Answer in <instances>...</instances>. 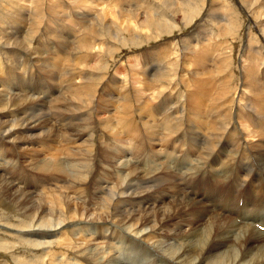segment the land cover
Segmentation results:
<instances>
[{"label": "bare ground", "instance_id": "obj_1", "mask_svg": "<svg viewBox=\"0 0 264 264\" xmlns=\"http://www.w3.org/2000/svg\"><path fill=\"white\" fill-rule=\"evenodd\" d=\"M31 2H35V6L30 9L33 10L32 12L29 11L32 14L37 13L38 1L31 0ZM172 3H164L163 6L168 11L167 16L174 22L175 17L171 12L174 5ZM102 15L97 14L91 21L92 26L99 24L93 27V31L106 27L107 33L104 34L120 42V33L115 32L116 25L107 21L106 13ZM125 15L126 10H123V7L119 8L117 14H113V16ZM186 17L187 14L184 13V18ZM185 23L189 25L191 22ZM175 24L176 22L172 25L158 20L159 28L164 35H170V31L176 28ZM109 25L115 29L111 31ZM117 25L120 31H123L121 24ZM128 29L138 30L133 26L127 28V31ZM212 33L206 40L207 44L202 46L197 44L195 58L202 65L199 69L203 70L205 65L209 64L223 73L227 68L218 63L219 57L226 58L219 52L224 46L217 45V38L220 36L215 37ZM69 35L73 39L70 44L60 46L61 50L66 51L69 59H59V63L70 62L73 50L83 46V40L79 36L71 33ZM132 41L133 39L129 42ZM4 43L22 47L25 39L14 43L5 40ZM16 50L20 60H29L37 66V69L52 72V75L60 76L68 83L70 88L65 87L59 96L51 101L56 102L47 109V112L59 113V116L65 112L68 104L74 103V100H69V91L74 90L75 73L83 70L89 72L100 70L99 66L91 68L86 62L81 66L82 69L72 70L69 66L67 69L55 70L50 65L41 63V58L32 54L31 47ZM252 50L250 52L252 61L250 60L249 66L244 68L248 93L243 94L242 99H238L242 103L238 106L234 94L239 92L241 95L243 91L239 88L233 89L234 79L224 81L230 89L226 88L223 82L219 84L215 82L218 85L214 86L210 85L212 81H207L202 72V76L198 77L195 86L192 87L195 92L192 89L189 99L187 93L191 83L180 78L174 79L176 76L174 68L180 61L172 59L171 56L176 53L147 65L145 69L149 80L154 83L152 92L158 90V93L143 105L134 107L135 90L126 86L123 95L127 104L113 123L102 125L98 134L99 144L98 146L96 144L93 154L91 143L93 131L92 134L88 132V139H91L84 147L70 146L69 154H66L64 149L69 146L68 140H65L62 156L58 155L60 158L55 156L46 160L56 165V175L53 180L61 185L43 195L40 206L33 209L34 213L28 219L17 218L16 227L7 222H0L2 233L9 235L18 233L26 237L19 241L22 247L27 246L41 251L39 255L34 254L25 263H18L19 258L15 257L13 259L15 264H61L63 260L66 261L64 264H264V231L257 229L256 225L252 226L253 222L264 226V220L260 217L245 220L254 213L258 215L264 212V153H262L264 151L260 154H247L244 149L246 150L249 144L245 142L244 135H241V129L238 128L243 121L249 122L247 124L256 122L264 124V51L258 48ZM216 52L218 56H215ZM120 53L111 56V64L105 67L107 73L104 81L89 87L88 99L82 103L81 108L77 109L79 114L75 117L88 114L89 124L92 123L91 119L96 113L102 91L113 78H116L108 71L115 66V59ZM40 77L46 79L45 74ZM59 82L63 84L62 79ZM39 84L40 87L43 86L42 82ZM122 85H127V81L124 80ZM8 90L5 94L6 100H23L12 88ZM29 90L32 93L31 98L26 99L17 111L29 112L34 123L29 128L33 129L38 124H45V118H48L43 117L45 113L43 116L42 113L35 115L34 111L47 108L49 102L46 106L40 105V108L38 103L43 99L41 95H44L45 101L49 90L46 84L41 89L37 86ZM35 92H39L41 99L36 98ZM212 92L215 93V98ZM203 95L211 97L210 102L207 99L210 103L207 109L202 106L206 101ZM199 96L202 97L197 99ZM172 97L176 99L172 101ZM78 101L80 102V99ZM192 102L195 103V107L185 110V105L188 103L191 105ZM208 103L205 104L207 107ZM191 117L195 126L189 129V134L187 133L189 136L186 140L187 144H180L185 139L182 134L186 130L188 118ZM12 123V120L9 121L8 125H11L9 128L0 127V142L7 141L6 139L14 132ZM88 126L86 130L90 127ZM259 134L264 147V129ZM47 135L53 134L48 131ZM121 135L126 140L124 149L119 154L116 153V147L121 141ZM253 135L257 136L255 133ZM146 139L150 142L145 141ZM175 143L180 144L178 147L189 144L187 154L182 155L180 159L179 153L171 154L165 151L166 147H173ZM191 149V152L195 151L192 155L196 159L192 167L190 163L194 159L191 160L188 153ZM91 154L94 157H101V163L106 164L104 166L107 172L105 174L102 172L103 176H100L99 172L96 173L103 164L89 161ZM129 154L132 159L130 165H127V160L126 164L120 163L121 158ZM201 155L203 157H200ZM159 159L160 163L149 168L150 170L147 169L146 161L154 163ZM15 162L16 159L10 155L0 157V196L30 199L28 196L36 195L42 185L38 178L28 177V174L24 176L25 173L22 175L20 169L16 168ZM114 162L120 164L115 165ZM171 162H173L172 166H169ZM185 165L188 168L183 171ZM24 180H27L26 185ZM85 194L89 199L82 200ZM241 200H243L242 207L237 205ZM0 214L7 215L3 210ZM237 218L244 222L240 224L236 221ZM77 235L87 246L82 245L83 243L79 246ZM6 240H0L4 243L3 246L0 244V255L1 252L12 251L5 247L8 243ZM58 241L67 244V248L59 249L61 255L55 251V255L60 256V259L54 256L59 263L45 262L44 259H47L48 255L43 256V253L50 248L54 249ZM92 241L97 242L98 247H91Z\"/></svg>", "mask_w": 264, "mask_h": 264}, {"label": "rangeland", "instance_id": "obj_2", "mask_svg": "<svg viewBox=\"0 0 264 264\" xmlns=\"http://www.w3.org/2000/svg\"><path fill=\"white\" fill-rule=\"evenodd\" d=\"M36 1L39 3V10L37 13L32 14L31 12L33 10L30 9L35 6V2H31V0H0V127H11L8 123L12 120L14 130L12 135L6 139L7 141L0 142V157L10 155L15 158L16 162L18 161V165L15 162V166L17 169H20L22 175L25 173L26 175L24 176H27L28 174V177H36L42 185V188L37 191L36 195L28 196L31 200L27 198L22 200L7 195L0 196V211L3 210L7 213L6 216L0 214V222H7L13 227H16L17 225V218L28 219L34 213L33 209L40 206L41 199L44 197L43 195L45 193L49 192L50 189L61 185L53 180L56 175V165L46 161L47 158L48 160L52 159V157L55 158V156L60 158L64 149L66 154H69L71 153V147L82 148L91 138L93 154L95 148L99 144L98 134L101 132L102 125H110L113 123L119 115V112L122 111L127 104V100H125L123 95L127 88L126 86L135 90V98L133 100L134 107L143 105L147 100L152 98L153 95L158 93V90H156L157 92H152V86L154 83L149 80V76L145 69L147 65L158 59H165L172 53H176L171 56L172 59H175L178 62L180 61L174 68V73H176L174 79L180 78L181 80L189 81L191 83L187 93V98L189 99L190 97L188 96L192 92V87L195 86L198 77L202 76V72L204 73V78L207 79V81H212L210 85L214 86L215 84L217 86L220 82H223L224 86L230 89V86L224 81L227 79H234L232 85L233 89L239 88L243 91L241 95H239V92L234 94L236 105L238 106L239 104L242 105L238 99H242V95L248 93L245 84L247 76L244 73V68L248 67L252 61V54L250 52L252 49L257 50V48L258 50L263 49L262 51H264V0ZM164 3L174 4L171 9V12L174 13H172V15L175 17L174 22L167 16L168 11L164 8ZM120 6L123 7V10H126V15L113 16V14L119 12V8H121ZM182 12L187 14L186 18H184V13ZM104 13L107 15V21L116 25V29L112 25H109L110 30L113 31L115 29V32H119L120 42L124 43H120L112 39L108 34H104L107 33L106 27L93 31V27H96L99 24L92 26L91 21L94 20V17H96L97 14L102 15ZM258 15L261 16L259 17ZM102 17L104 16L102 15ZM158 20H162L172 25L176 22V28L173 31H170V35H164L159 28ZM186 21L191 23L186 25ZM117 24H121L123 31H120V27H118ZM131 26L137 27L138 30L133 31L128 29L127 31V28ZM82 31L84 33H81ZM69 33L79 36L80 39L83 40V46L77 47L73 50V57L70 62L59 63V59H69L66 51L61 50L62 48H60L62 45L70 44V41L73 40ZM211 33L215 35V37L216 35L220 36L217 38V45L222 44V46H224L219 52L223 53L226 58L219 57L220 61L218 64L227 68L225 71L226 73L220 72L219 69L213 68L215 66H209V64L207 66L205 65V69H199L202 65L195 58V53L198 49L197 44H199L198 46L207 44L206 40L210 37ZM23 39H25V43L22 47L6 45L4 43L5 40L14 43L16 41H22ZM132 39L133 41L130 43L129 41ZM27 47L33 49L31 51L33 55H38L41 58V63L44 65H50L51 68H55V70L59 68L67 69L69 66L72 70L82 69L81 66L85 62L88 63L91 68H95L96 66H99L100 68L97 72L83 70L75 73L74 76L76 80L73 85L74 90L69 91V100H74V103L68 104L65 107V112L61 116H59V113H53V111L47 112V109H50L52 103L56 102L51 101H54L55 97H58L65 87H69L68 83L60 76L55 77L52 75V72L45 71V69H37V66L29 60H20V55L16 49ZM230 49L231 52H229ZM117 53H120V58L118 57L115 59L117 63L115 62V66L112 70L108 71L111 75L116 76V78H113L110 84L102 91L98 101L99 103L97 104V108L99 109L96 108V113L91 119L92 123L89 124L88 114L75 117L79 114L77 109L81 108L82 103L86 102L88 99L90 93L89 87L99 85L104 81V77L107 73L105 67L111 64V56L114 54L117 55ZM63 54H65V57L61 56ZM215 54V56H218L217 52ZM125 63L127 65H125ZM198 71H200V73H198ZM43 74H45L47 80L45 77H40ZM60 79L63 80V84L59 82ZM215 79L217 81H213ZM124 80L127 81V85H122ZM27 82L29 84H27ZM31 82L33 83L31 84ZM39 82H42L43 86L46 84L49 91L45 101L43 100L44 95H41L43 98L41 99L39 92L34 93L36 98L38 97V99H41L38 106L40 108V105L46 106L47 102H49V104L46 106L47 108L45 110L36 109L34 113H36L35 115L42 113L41 116L45 113L43 117L48 118H45L47 121H45V124L41 123L38 124L36 128L30 129L29 127L34 125V123L32 122L29 112L17 111V109L20 105L26 102V99L31 98L32 93L29 88L31 89L38 86L41 89L43 87H40ZM9 88H12L15 93H18L23 100H6L5 94L9 91ZM205 89L207 90L206 87ZM212 94H214L215 98V93L212 92ZM201 97L199 96L197 99H200ZM203 97L206 101H204L205 103H202V106H205L203 108L207 109L210 107V103H208L207 99H209L210 102L211 97L205 95H203ZM78 99H80V102ZM171 99L173 101L176 97H172ZM207 103L209 104L208 107L206 106ZM188 105H185V110L190 109V107H195V103L193 102L191 103L192 106L189 103ZM193 117L195 116L193 115ZM193 117H191V119L188 118L187 120V122H189L186 125V130L182 134L185 139L180 144H187L186 140L189 137L188 131L191 127L195 126ZM149 119L152 120L150 117ZM95 121L98 122L96 123ZM93 122H95L94 125ZM193 123L194 125H192ZM247 123L249 122L245 123V121H243L240 123L241 125H238V128L241 129V135H244L243 139L249 144L244 151L249 155H254L255 153L260 154L264 151V147L259 133L264 129V124H259L258 122ZM252 125H256V127H253ZM87 126L89 127V131L86 130ZM48 131L52 132L53 135H47ZM92 131L94 134L91 133ZM88 132H90L89 134H92L91 136L93 137L88 139ZM254 133L257 134V136H255L258 139L253 135ZM120 138L121 141L116 147V153H119L124 149L126 139L122 135ZM65 140H68L69 146L64 147ZM100 141L102 142V140ZM145 141L150 142L147 139ZM180 144L175 143L173 144V147L168 146L166 147L167 149L165 148V151L167 150V153L169 152L171 154H175L176 152L179 153L180 159L182 155L187 154V147L189 146L188 144L186 146L178 147ZM119 145H121L122 148ZM163 147H165V145H163ZM55 148L58 149L56 150ZM191 151L192 149L189 150L188 153L191 160H193L194 157L192 154H194L195 151ZM92 154L89 161H97V163L102 162L101 157H94ZM200 157L203 156L201 155ZM126 160L127 165H130L129 162H132L130 154L125 158L122 157L120 163H125ZM195 160L196 159L190 163L191 167L194 166ZM160 161V159L154 163L146 161L147 169L154 167V165L160 163ZM120 163L114 162L115 165ZM172 163L173 162H171L169 166H172ZM104 165L106 164L100 166V171L98 169V171H96V173L99 172L98 174L100 176H103L105 172H107V168ZM187 168L188 166L185 165L183 171ZM38 180H36V182ZM24 181L26 185L27 180ZM163 187L164 185L162 188ZM82 197V200L89 199L87 194ZM1 231L0 240L7 239L6 243H8L5 247L12 249V251L7 253L1 252L0 264H15L13 261L15 257L19 258L17 261L18 263H25L30 260L34 254H40L41 251L34 250L27 246L22 247L19 241H22L26 237H23L18 233H11V235H9L2 233ZM77 236L79 237L77 238L79 239V246H81L80 244L82 243V245L85 246L86 244L82 241L80 236ZM54 239L56 240V238ZM0 244L3 246L4 243L2 242ZM56 244L57 245L54 246V249L50 248L49 251L43 253V256L48 255V258L44 259L45 262L59 263L56 257L60 259V256L55 255V251L59 254V249L62 247L64 249L67 248V244H62L60 241L56 242ZM90 246L98 247V243L92 241ZM65 262L66 261L63 260L61 264H64Z\"/></svg>", "mask_w": 264, "mask_h": 264}]
</instances>
